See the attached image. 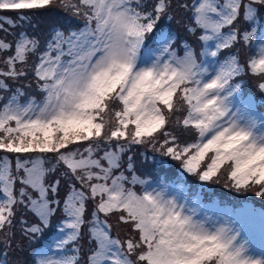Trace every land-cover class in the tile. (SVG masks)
Masks as SVG:
<instances>
[{
    "label": "snow or ice",
    "instance_id": "6c2138e0",
    "mask_svg": "<svg viewBox=\"0 0 264 264\" xmlns=\"http://www.w3.org/2000/svg\"><path fill=\"white\" fill-rule=\"evenodd\" d=\"M0 10L16 13L0 15V264L18 234L29 264H264V211L207 209L182 177L154 187L128 155L150 149L264 200V112L243 85L259 75L264 95V0ZM23 10L65 15L38 31ZM176 14L192 43L165 25ZM257 219L259 254L246 238Z\"/></svg>",
    "mask_w": 264,
    "mask_h": 264
},
{
    "label": "rangeland",
    "instance_id": "374dc122",
    "mask_svg": "<svg viewBox=\"0 0 264 264\" xmlns=\"http://www.w3.org/2000/svg\"><path fill=\"white\" fill-rule=\"evenodd\" d=\"M23 11H26V12L27 11H30V12L34 11V12H37V14L39 13V20L40 21L37 24V30L38 31H43L44 30L45 24H46L47 21H49L50 18L51 19H55V18H59L60 19L61 17H63L62 13H58L57 14V13H53V12H45V11H42V10H23ZM15 14H16L15 11H12V10H0V15L13 17V16H15ZM180 19H181L180 15L176 14L171 21L166 19L164 21V23H167V22L169 24H174L175 23L176 25H180L181 26ZM181 28H182V26H181ZM2 35H3V33H0V36H2ZM183 43H184V41L181 44H183ZM245 55H247V52L244 54V56ZM251 55H255V49H252L250 51V56ZM248 73H251V72L249 71ZM246 81H247V79L244 78L243 84ZM256 83H258V82H256ZM247 93H249V92H247ZM249 94H251V93H249ZM261 96L264 98V95L261 94ZM262 97H261V99H262ZM254 99H255V97H254ZM256 110H257V112H264V108L261 107V104L256 107ZM140 148H142V147H140ZM148 151L152 152L150 149H148ZM159 154L160 153H158L157 155H146V154L143 153V151H141V152L138 151L133 156V155L128 153V155L133 156V158H134L133 159V164L135 165V167H136V169H137V171L139 173H143L144 170L153 171L155 169H159L157 167H161V168L165 169V167L170 166L171 163L173 164L174 162L179 167V162H177L175 160H172L170 157H165V156H162L161 154L160 155ZM125 159H126V157H125ZM161 168H160V170H161ZM180 172H181V175L185 174V173H183L182 170ZM183 176L185 177V175H183ZM164 178H159V179L155 178L153 180H151V178H148V179L150 181H152V184L155 187V186H157V183L166 184V182L164 180H162ZM186 183L187 182L184 183L185 187L189 190L190 193H199V195H200L199 190L195 191L194 188H189ZM204 183L205 184H209L212 187V189L216 188V190H215L216 192L214 193V195H218L219 194L218 192H220L222 190L227 191V192L230 191L232 193H237L236 191H234L230 187L226 188L222 182L221 183L204 182ZM245 195L249 198L248 201H246L245 203L250 204L252 207L257 209L258 211H264V200L256 198L251 193H248V194H245ZM253 200H257L259 202V204L255 203L256 205H254L253 202H252ZM200 203L202 205H204L205 208H207V209H214V208H217V207H220V208L233 207L235 205L234 203H232L230 205L223 204L219 200L217 201V198H215V196L211 197V200L206 202V201L202 200V195H200ZM236 204H238V203H236ZM246 238L250 240L253 252H255L256 254H259L260 251H261V245H260V223H259L258 219L254 222V224L252 226V229L249 232L248 236H246ZM49 239H51V237ZM18 240L22 241L20 239V237H19V234L17 235V241ZM44 242H46V241L45 240L39 241V243H42V244H44ZM18 245H19V247L16 248L15 251L9 250V254H8L7 258H6L7 264H27V257L26 256H27L28 249L32 250L34 245L30 244L28 241H22V244L21 245L18 244ZM3 258L4 257L2 255H0V259H3Z\"/></svg>",
    "mask_w": 264,
    "mask_h": 264
},
{
    "label": "trees",
    "instance_id": "16d2710c",
    "mask_svg": "<svg viewBox=\"0 0 264 264\" xmlns=\"http://www.w3.org/2000/svg\"><path fill=\"white\" fill-rule=\"evenodd\" d=\"M31 16H32V23L37 25L39 23V13L37 14V12H30V11H27ZM63 14V17H64V13ZM63 17H61L60 19H62ZM55 19H59V18H55ZM53 19H49V21L46 22L45 24V27H44V30L47 28L48 24L52 21ZM165 25L171 29V31L173 33H175L179 38H180V43H182L183 41H187L188 43H192L193 39L190 35H187L183 29L181 28L180 25H176L175 23L174 24H169L168 22L165 23ZM248 56H250V51H247V55H245V59L248 58ZM247 57V58H246ZM245 78L247 79V81L243 84L244 87H246L250 92L251 94H257L258 96L260 95L261 96V93L258 91L257 87H256V82H259V75H253L252 73H248ZM141 152L143 151L144 154L146 155H157L158 153H155V152H150L148 151V149H142L140 147H137V148H134L132 152H130L129 154L133 155L136 153V152ZM160 155V154H159ZM159 169H155L153 171H147V170H144L143 171V174L149 176V177H157V178H160V177H167V178H179V177H182L183 178V181L187 182L188 185H190V187H197L199 188V190L203 191V192H206L207 190L215 193L216 191V188H213L209 185V184H205L204 182H200L198 180L195 179V177H192V176H188L187 174H183L185 175V177L183 175H181V170L180 168L178 167V165L174 162L173 164L171 163L170 166L168 167H165L164 168H161V167H157ZM161 168V170H160ZM218 192V191H217ZM226 193L228 195V197H233L235 196L236 194L238 193H232V192H227V191H220L218 192L219 194L220 193ZM245 195V194H244ZM256 201V203L259 204V202L257 200H254ZM18 240L17 243L18 244H22V241ZM22 248V247H21ZM30 248V247H29ZM32 252V250L28 249V252H27V264H29V256H30V253ZM2 255V254H0Z\"/></svg>",
    "mask_w": 264,
    "mask_h": 264
}]
</instances>
